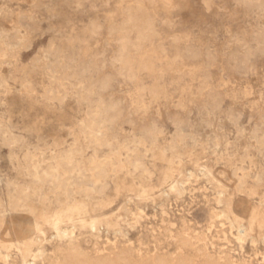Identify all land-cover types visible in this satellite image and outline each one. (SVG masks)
I'll return each instance as SVG.
<instances>
[{"label": "rangeland", "instance_id": "374dc122", "mask_svg": "<svg viewBox=\"0 0 264 264\" xmlns=\"http://www.w3.org/2000/svg\"><path fill=\"white\" fill-rule=\"evenodd\" d=\"M263 136L264 0H0V264H264Z\"/></svg>", "mask_w": 264, "mask_h": 264}, {"label": "bare ground", "instance_id": "6f19581e", "mask_svg": "<svg viewBox=\"0 0 264 264\" xmlns=\"http://www.w3.org/2000/svg\"><path fill=\"white\" fill-rule=\"evenodd\" d=\"M147 16V15H146ZM248 20V19H247ZM129 22H132V19H128V21H127V23H129ZM123 24V23H122ZM145 24V23H144ZM252 31V30H251ZM124 32V31H123ZM137 38V37H136ZM147 39V38H146ZM138 41H139V44H141L142 42H143V36L141 37V34H140V36L138 37ZM120 49H119V52H118V54H117V57L115 58V62H117V63H119L121 66H122V68H124V69H126V78H134V77H132V65H131V60H130V58H129V53H128V51H127V49H126V44H125V42H124V39L122 40V41H120ZM139 47V46H138ZM141 48V47H140ZM244 50V49H243ZM145 51H147V50H145ZM144 51V52H145ZM137 57H139V55L137 56ZM245 61V60H244ZM241 62V65H243V63H242V61H240ZM232 67V66H231ZM140 68L141 69H144V68H146V62H142L141 64H140ZM252 69V68H251ZM251 69H250V71H251ZM102 84H100V88H101V90H105V89H107V88H109L110 87V79L109 78H107L105 81L103 80V82H101ZM139 91H143V89H140ZM152 96L153 97H156L157 96V92L155 91V90H153L152 91ZM140 98H141V96H140ZM101 103H102V101H100L99 102V104L97 105V107L99 106L100 107V111H105V112H107L106 110H112L113 112H115V113H117L118 112V109H117V107L115 106V105H113V104H110V106L109 107H107V108H105V106L104 105H101ZM104 104V103H103ZM97 110H99V109H97ZM102 112H99V114L98 115H100ZM89 113H91V111H89ZM104 115H105V113H104ZM101 116H102V114H101ZM100 117V116H99ZM98 117V118H99ZM103 118H104V116H102ZM102 117H100L101 119H102ZM115 117H116V115H115ZM99 118V119H100ZM107 118V117H106ZM95 119V118H94ZM101 119H100V123H101ZM108 119V118H107ZM110 119V118H109ZM104 120H105V118H104ZM111 120V119H110ZM90 120H88V122H89ZM97 121V120H96ZM97 121V122H98ZM109 121V120H108ZM104 122V121H103ZM92 123V122H91ZM105 123V122H104ZM83 124V123H82ZM110 124H112V122L111 121H109V125ZM89 125V124H88ZM88 125L86 126V125H84V130H85V136L88 138V140H90L91 142H94V143H96L97 145L98 144H102V142L100 141V138L101 137H99V136H101L102 134H101V129H103V127L102 128H99V129H94V128H89L88 127ZM95 125V124H94ZM105 125V124H104ZM109 125H107L106 124V127L108 126L109 127ZM93 127H95V126H93ZM99 127V126H98ZM83 128V127H82ZM81 128V129H82ZM176 128H177V134H178V136H177V138L179 139V140H181V139H184L186 136H187V134H186V132H185V128L184 127H182V126H176ZM142 134L143 135H145L149 140H150V143L151 144H153V140H154V138H155V135H156V132H154L153 131V129H151V127H148V128H143L142 129ZM176 135V134H175ZM176 137V136H175ZM140 142H142L141 140H140ZM258 144H259V149H263L264 150V136L258 141ZM103 145V144H102ZM107 145V144H106ZM173 145V144H172ZM158 153V152H157ZM160 153V152H159ZM93 161V160H92ZM91 161V162H92ZM137 160H135V162H136ZM104 162V161H103ZM129 162V161H128ZM64 164V163H63ZM65 164H66V172H65V174H64V176H59L58 174H56V173H50V171L49 172H45V174H44V176H45V178H43L44 180H50V182L51 181H53V182H55V183H57V186L58 185H62V186H64V189H65V194L67 195V197H69L70 196V194L73 192L72 191V188L75 186V187H77L78 186V188H80L79 189V192H86V191H88V190H93V189H97L99 192H101L102 190H103V188H104V186L100 183V178L101 177H104V172H102V169H104L102 166H104V165H102V163H93L92 164V166H91V171L93 172V174L95 175V178L94 179H92L91 177H88V178H86L84 181L82 180V182L80 181H74L73 180V178L71 177V173H72V171H73V169H75L74 168V165L73 164H68V163H66L65 162ZM109 164V163H108ZM131 164V163H130ZM133 164V163H132ZM135 164V163H134ZM134 164H133V166H134ZM76 166H78V165H76ZM106 166V165H105ZM136 166V165H135ZM134 166V167H135ZM118 168H119V166H118ZM76 170H77V168H76ZM75 170V171H76ZM141 170H144V169H141ZM53 171V170H52ZM145 172V171H144ZM36 174V173H35ZM36 176H37V174H36ZM38 179L40 180V182H42V181H44L43 179H41L40 177H38ZM55 183H53V184H55ZM52 184V183H51ZM106 187V186H105ZM21 194H18L17 195V197H14V199H16V198H18V196H20ZM31 200V199H30ZM58 200H60V202L62 203V204H65L66 205V207H65V210H63L62 211V214H69V215H72V214H74V213H78V212H80V211H82L83 210V208H84V206H83V203L82 202H78V201H76L75 203H73V204H69V203H67L66 202V200H65V197H60ZM33 208H34V206H32ZM32 207H30L29 206V208L31 209V211H32ZM28 208V207H27ZM50 212V211H49ZM93 221L92 222H90V225H91V227L92 228H94V226H93ZM55 224H57V222H54L53 223V225H55ZM56 233H57V235L58 236H62V235H64L65 234V232H61V231H59V230H56ZM180 238V237H179ZM72 245H74V244H72ZM120 246V245H119ZM74 247V246H73ZM62 248V247H61ZM67 248V247H66ZM80 248V247H79ZM78 249V248H77ZM77 249H75V248H71L70 250H69V252H68V256H70V258H71V260L74 262V263H77V264H79V257L80 256H82V254L77 250ZM110 249V248H109ZM62 250V249H61ZM60 250V251H61ZM68 250V249H67ZM80 250V249H79ZM111 250V249H110ZM130 250V249H129ZM24 251L26 252V253H29L30 251H29V245L28 244H25V246H24ZM58 251V250H57ZM59 251V252H60ZM67 252H65V253H67ZM94 252V251H93ZM110 252V251H109ZM119 252V251H118ZM62 254H63V252H62ZM86 254V253H85ZM94 254V253H93ZM121 255V254H120ZM61 256V255H60ZM59 256V257H60ZM130 256V255H129ZM157 256V255H156ZM215 257V256H214ZM85 260H87V259H85ZM66 262V261H65ZM227 263V262H226ZM24 264H30V261L29 260H24ZM50 264V263H49ZM84 264H117V263H113V262H111V261H108V260H104V261H101V260H99V259H91V260H88L86 263H84Z\"/></svg>", "mask_w": 264, "mask_h": 264}]
</instances>
